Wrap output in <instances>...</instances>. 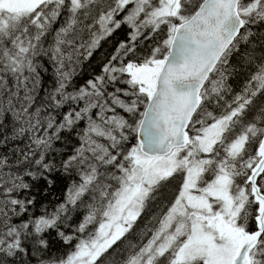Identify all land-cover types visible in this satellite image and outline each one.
<instances>
[{"label": "snow or ice", "instance_id": "snow-or-ice-1", "mask_svg": "<svg viewBox=\"0 0 264 264\" xmlns=\"http://www.w3.org/2000/svg\"><path fill=\"white\" fill-rule=\"evenodd\" d=\"M0 264H264V0H0Z\"/></svg>", "mask_w": 264, "mask_h": 264}, {"label": "trees", "instance_id": "trees-1", "mask_svg": "<svg viewBox=\"0 0 264 264\" xmlns=\"http://www.w3.org/2000/svg\"><path fill=\"white\" fill-rule=\"evenodd\" d=\"M126 29L117 30L112 37H109L106 41L101 42L100 48H98L92 58L86 60L81 65V70L76 77V83L82 84L87 79L92 78L93 76L99 74L102 65L106 62L107 58L113 52L116 44L124 38V32ZM47 67V64L45 65ZM42 88L40 95L37 97V101L40 102L43 95L47 93L53 87V70H49L45 73H42ZM242 79V78H241ZM240 80L236 79L233 81L234 87H239ZM64 109L62 111H66ZM83 122L81 123V127ZM76 144V137L71 136L66 138L63 141L57 142L54 147L56 152L52 154L53 159L59 165V161L71 153L73 146ZM8 154L11 156L12 150L11 147L7 149ZM47 179L38 178L36 180L28 179V182L31 183L32 188L30 193H27L28 196H34L36 199V204L33 209L35 215H40L43 208H48L51 210L55 205L64 201L66 193L71 187L74 180H77L75 174L69 175L63 171H53L46 174ZM51 181L49 183L48 181ZM82 219V210L75 211L71 214V218L63 226L62 230L66 234H73V230L76 228L80 220ZM49 244L52 255H64L67 252L72 250L73 245L76 243L73 240L70 244H65L63 240L56 235L55 232H51L49 235Z\"/></svg>", "mask_w": 264, "mask_h": 264}]
</instances>
